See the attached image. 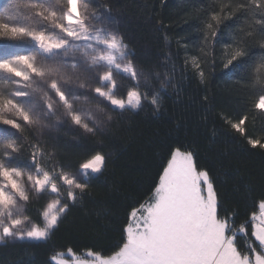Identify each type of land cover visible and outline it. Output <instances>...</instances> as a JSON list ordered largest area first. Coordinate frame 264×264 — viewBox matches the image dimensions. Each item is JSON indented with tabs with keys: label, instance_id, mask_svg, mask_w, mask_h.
I'll list each match as a JSON object with an SVG mask.
<instances>
[{
	"label": "snow or ice",
	"instance_id": "snow-or-ice-1",
	"mask_svg": "<svg viewBox=\"0 0 264 264\" xmlns=\"http://www.w3.org/2000/svg\"><path fill=\"white\" fill-rule=\"evenodd\" d=\"M201 25L199 53L186 51L183 67L190 66L204 86L197 103L205 120L212 117L214 140L227 137L264 157V54L250 52L253 44L264 48V0H216ZM228 29L234 32L225 42ZM0 40L16 42L0 44V246L46 244L86 200L103 195L111 202L123 194L124 183L107 179L112 156L103 152L104 143L132 137L136 130L124 127L132 123L128 117L161 112L174 79L135 60L110 3L99 0H13L0 13ZM217 68L226 83L235 81L229 89L235 107L220 103L208 86ZM61 129L97 147L76 164L68 162L65 154L80 145L52 135ZM174 131L185 139L169 137L176 143L167 146L148 192L120 223L115 242L105 243L114 238L103 228L100 239L86 246V259L69 247L51 260L264 264V195L243 215L229 206L217 182L220 170L237 181V192L250 191L252 178L246 181L239 168L230 167L227 152L217 153L216 168L205 167L192 139L196 130L177 122ZM260 181L264 186V167Z\"/></svg>",
	"mask_w": 264,
	"mask_h": 264
},
{
	"label": "trees",
	"instance_id": "trees-1",
	"mask_svg": "<svg viewBox=\"0 0 264 264\" xmlns=\"http://www.w3.org/2000/svg\"><path fill=\"white\" fill-rule=\"evenodd\" d=\"M100 3H110L112 15L116 19L118 30L123 35L129 48L135 53V60L146 65L153 71L173 76L174 87L168 88L164 94V107L159 113L146 110L137 116L128 117L130 125L136 131L132 137L127 135L119 138H109L105 141L103 152L111 155L107 179L122 182L126 188L122 195L114 201L106 196L97 195L95 200H86L82 206L75 208L60 230L44 244L32 242L9 243L0 246V264H55L51 257L57 253H66L71 247L77 257L86 254L88 245L95 244L100 239L101 229L107 228V236L114 239L106 240V244L115 242L118 238L120 223L125 219L131 207L147 192L159 170V164L167 154V146L175 144L179 137L184 140L183 132L174 131L176 123L194 128L193 141L199 145V158L202 165L216 168L217 153L227 152L231 160V168H239L241 176L247 181L252 178L248 186L250 191L241 189L236 191L237 181L222 175L217 182L229 206L238 207L240 213L250 212L253 200L264 195V186L260 181V171L264 167V157L252 154L258 150L244 152L238 143H232L227 137L217 135L213 137V122L211 115L204 119L197 103L204 91L198 78L193 76L194 70L189 66L183 67L185 52L189 55L199 53L198 45L201 32V17L206 9L216 0H99ZM13 0H0V13L10 7ZM231 23V21H225ZM223 30V25L221 26ZM234 29L225 32V42L232 39ZM14 45L13 41H2L0 44ZM183 44H187L185 49ZM13 50H24L14 48ZM223 51V45L217 47L216 52ZM250 52L259 57L264 54V48L253 44ZM219 68L209 80V88L222 104L235 105V97L229 90L235 81L225 82L221 79ZM85 102V101H84ZM81 103L87 106V101ZM247 127L252 131L253 125L248 122ZM261 124L257 121L255 128ZM67 133V134H65ZM61 143L80 145L75 150L65 154L64 159L76 164L97 145L91 139L73 140L75 133L68 129H61L59 133ZM215 141H219L216 143ZM99 214V215H98ZM116 220L117 223H109Z\"/></svg>",
	"mask_w": 264,
	"mask_h": 264
},
{
	"label": "rangeland",
	"instance_id": "rangeland-1",
	"mask_svg": "<svg viewBox=\"0 0 264 264\" xmlns=\"http://www.w3.org/2000/svg\"><path fill=\"white\" fill-rule=\"evenodd\" d=\"M84 102V100H81V103H83ZM86 102V101H85ZM84 102V103H85ZM77 257V256H76ZM63 258H69L67 255H65ZM77 258H80V257H77ZM87 257H86V254L83 256V257H81L80 259H86ZM54 261V260H53ZM54 263L56 264V262L54 261Z\"/></svg>",
	"mask_w": 264,
	"mask_h": 264
}]
</instances>
